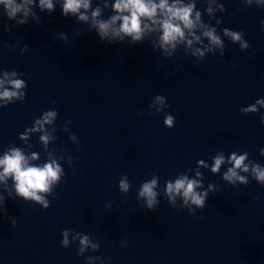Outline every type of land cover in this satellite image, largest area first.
Masks as SVG:
<instances>
[{
	"label": "water",
	"instance_id": "1",
	"mask_svg": "<svg viewBox=\"0 0 264 264\" xmlns=\"http://www.w3.org/2000/svg\"><path fill=\"white\" fill-rule=\"evenodd\" d=\"M221 2L226 11L217 13L218 31L243 30L250 48L241 52L225 38L224 56L208 55L199 66L182 48L164 60L147 40L102 44L95 30L65 18L59 4L52 14L36 7L39 20L30 16L26 25L8 21L0 6V20L11 25L10 32L0 25V70L23 73L27 84L23 102L0 108V157L15 146L26 155L37 153L31 163L43 165L51 152L65 172L47 210L17 198L11 179L12 198L0 184L7 212L0 211V264H85L89 256L108 264H264V187L251 178L247 187H233L222 180L227 165L217 174L197 165L204 160L211 166L220 151L226 157L247 151L250 160L264 165L259 113L239 111L264 98V10L255 5L241 10L239 0ZM25 45L29 51L21 55ZM174 69L179 70L173 76ZM156 95L164 96L168 107L149 115ZM46 110L58 112L46 125L53 137L47 149L39 132L19 140ZM166 114L175 117L172 129L163 124ZM196 171L205 189L213 183L219 190L209 193L203 213L197 209L190 216L187 208L177 211L182 200L171 205L162 188L181 173L195 178ZM150 172L160 177L154 211L137 201ZM121 176L131 184L127 195L118 189ZM257 195L259 202L253 199ZM201 215L204 219H197ZM65 229L71 230L67 249L61 245ZM75 233L98 240L99 251L78 256Z\"/></svg>",
	"mask_w": 264,
	"mask_h": 264
},
{
	"label": "clouds",
	"instance_id": "2",
	"mask_svg": "<svg viewBox=\"0 0 264 264\" xmlns=\"http://www.w3.org/2000/svg\"><path fill=\"white\" fill-rule=\"evenodd\" d=\"M202 3L205 7L201 10L197 4ZM241 10L251 9L253 5L256 8L264 10V0H239ZM56 4H59L62 15L75 17L77 23L89 26L88 31L95 30L100 42L108 44L132 45L148 41L153 52H159L164 60H170L178 49H183L185 56L196 58L199 66L208 55L220 57L225 54V38L234 45H238L241 52L247 51L250 44L244 38V31H234L229 28H223L222 33L218 31L222 20L218 18L217 13L221 15L226 9L221 0H0V6L6 15L8 21H15L16 25H26L31 16L34 20H39L34 9L38 7L41 12L52 14L55 11ZM109 14L105 18L104 13ZM208 17V22H204L203 16ZM20 16V19L17 17ZM215 25L212 26V21ZM4 32L11 31V25L4 24L0 20ZM261 30L264 31V20L260 21ZM77 35H83V31H78ZM62 40L67 41L65 33L60 34ZM29 51L28 45H25L20 54L23 55ZM179 69H174V76ZM23 73L16 70H0V108L7 107L14 102H23L26 99L27 84L23 79ZM168 107L166 98L156 95L148 105V114L165 112ZM264 108V98L256 99L254 103L241 107V115L258 114L260 124L264 126V113L259 111ZM58 112L56 110H46L39 118L35 119L32 126L24 130L19 135V140L27 141L32 133H42L39 136L40 142L46 149L49 141L53 139L47 131L46 125H51L56 120ZM143 115V113H139ZM70 123V121H68ZM166 128L172 129L175 126V117L166 114L163 120ZM76 140L73 135L70 137ZM80 147V146H79ZM79 149V148H78ZM259 155L264 157V148L260 149ZM38 159V154L33 152L26 155L20 147H8L2 157H0V184H3L4 191L8 198H12L13 191L17 198H22L25 202L40 206L47 210L50 207L49 196H54V189L62 182L65 172L56 158H53L49 152L48 161L43 165L31 163ZM63 159V157H60ZM199 168H209L211 173H221V168L227 165L222 174V180L227 184L236 187L238 185L248 186L251 180L264 187V165L249 159L247 151H233L227 157L223 151L218 152L212 157L211 166L204 160L197 161ZM69 167H73L72 158L69 157ZM242 173L248 175H242ZM151 179L144 180L138 189L137 201H144L147 210L154 211L159 204L156 191L160 177L155 172H150ZM12 180L13 191H8V181ZM204 177L200 171L195 172V178L185 172L178 174L175 179H168L162 188L168 202L175 206L177 200H182L180 209L187 208L188 215L196 216V210L203 213L209 193H215L219 189L209 183L204 188ZM118 189L121 194L127 195L131 189V184L127 176H121L118 181ZM254 201L259 202L260 196L257 195ZM108 207H111L109 204ZM0 211L7 215L5 206V197L0 195ZM197 219L203 220L201 215ZM17 221L12 220V226L15 228ZM71 230L62 231L61 245L68 248ZM72 241H78V256H85L90 249L92 253L98 252L100 242L91 236L75 233ZM120 246L127 248L126 241H121ZM85 264H108L100 256L87 257Z\"/></svg>",
	"mask_w": 264,
	"mask_h": 264
}]
</instances>
